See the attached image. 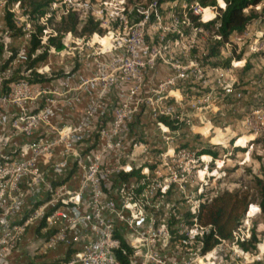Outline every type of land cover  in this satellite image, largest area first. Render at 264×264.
<instances>
[{
	"label": "built area",
	"instance_id": "obj_1",
	"mask_svg": "<svg viewBox=\"0 0 264 264\" xmlns=\"http://www.w3.org/2000/svg\"><path fill=\"white\" fill-rule=\"evenodd\" d=\"M144 2L52 0L33 13L0 0V264H264V236L250 245L255 204L223 239L199 221L195 196L210 162L219 167L203 150L227 146L223 127L247 155L261 149L264 165V93L248 100L242 60L190 58L202 31L192 16L218 12L205 20L200 0ZM74 13L102 32L62 30ZM209 114L240 117L241 132Z\"/></svg>",
	"mask_w": 264,
	"mask_h": 264
},
{
	"label": "rangeland",
	"instance_id": "obj_2",
	"mask_svg": "<svg viewBox=\"0 0 264 264\" xmlns=\"http://www.w3.org/2000/svg\"><path fill=\"white\" fill-rule=\"evenodd\" d=\"M136 1H142L143 5L147 4V2H144V0ZM25 3L30 8H32L29 0H26ZM216 8L217 10L214 11L218 12L219 14L221 12L220 9H222L219 0L217 1ZM250 8H247L245 11L248 13ZM253 9H255V11H257L258 13H262V16L253 24L249 25L244 32L234 34L230 38L228 49L226 48L223 54L218 57L205 59L206 55H208L210 52L211 46H213L218 39L217 28L215 27V25L202 27V31H200L197 37H195L197 46L190 52V58L196 57L201 62H203V64L207 63L209 66H212L214 64L219 65L228 58H231V63L232 61L239 60H242L245 64L247 62H251L252 66L249 70H244V67L241 71H237L239 81L242 85H244V91L246 96L248 97V100H253L252 96H254V99H257L258 94L264 93V51L254 52L251 49V45H253V43H256L257 40L261 42L264 41V1L262 2L261 8L254 6ZM214 16L215 13L211 17ZM190 32L191 31H189L188 33L191 34ZM61 71H63V68L60 69V73ZM161 73L167 74V69L165 71L162 68ZM262 102L264 103V97L263 100H261V103ZM207 117L212 120V124H215V122H217V126H220L219 124L221 123L218 122H222L223 126L225 127H229V124H232L233 131L237 130L239 133L241 132V122L238 120L240 118L238 116L234 117L232 115H227L225 117L221 116V118H219L217 116H214V114H209L207 115ZM236 124H238V126ZM200 130L207 135L209 134V126L201 128ZM217 132L218 134L217 136L213 137V141H218L219 137L221 136V131L218 130ZM223 132L225 134V137L229 141L227 146L220 145L215 147L212 145V149L218 151L219 153V167H217L216 165V160L210 162L209 170L211 172L215 171V174L214 176H211V178L207 177V183L204 190L201 192V194H198V192H196L195 196L199 198L200 195H203L201 199L204 200L206 198V195L213 194L221 189L230 188L233 191L248 192L252 203L257 205L259 201V195L256 185V177H261L264 181V165L261 160V154H259L262 151H258L261 149L257 150V148H255L251 150V153L249 155H247L243 149H239L238 147L233 146V141L231 142L229 140L231 137H233L230 131L225 130L223 127ZM245 139L246 137L241 138L238 141V145H244L246 141ZM209 140L210 138H204V142L207 141V143H209ZM207 159H209V157H207ZM193 185L196 189L195 185H197V183ZM255 205L251 207V209L254 208L252 211L250 209L251 214H249V216L251 217H249L250 220L248 227L249 229L251 228V232L252 229L255 228L256 232L260 235L261 238H263L264 212L257 211L255 213ZM177 208H179V205L176 206V209ZM246 216L247 215H245V217ZM35 258L41 259L38 255H35Z\"/></svg>",
	"mask_w": 264,
	"mask_h": 264
},
{
	"label": "trees",
	"instance_id": "obj_3",
	"mask_svg": "<svg viewBox=\"0 0 264 264\" xmlns=\"http://www.w3.org/2000/svg\"><path fill=\"white\" fill-rule=\"evenodd\" d=\"M10 2L17 0H9ZM25 3L26 0H21ZM52 0H29L33 13L44 12L46 7ZM218 0H200V3L206 7L204 11V19H211L214 10L207 6H217ZM225 1V2H224ZM220 0V5L226 3V8L224 10L220 9V13L214 20L208 22L199 21V16H192V19L196 26L209 27L215 25L217 28L218 35L221 36L220 39L216 40V43L211 46L210 52L206 55L205 59L211 57H218L222 54V50L230 40V38L236 33L244 32L249 25L253 24L258 20L262 13L255 11L254 6L263 0ZM26 4V3H25ZM251 7V8H250ZM249 9L247 13L245 10ZM7 22L10 26L13 23L10 17H7ZM219 24V27H217ZM62 30H73L78 34L93 33L95 30H100L98 25L92 20L81 24L79 15L74 13L68 20H63L61 23ZM39 42L37 40L33 41L34 50L38 46ZM62 44L58 43V47L62 48ZM45 55V54H44ZM44 55L40 56L38 59L43 58ZM36 62V60H34ZM206 62V61H205ZM33 63V62H32ZM30 63V65H32ZM208 65L207 63H204ZM231 64V58L225 59V61L219 65L227 66ZM214 64L212 66H217ZM252 66L251 62H247L244 70H249ZM247 139V138H246ZM245 139V140H246ZM242 149L241 147H238ZM206 153L212 154L215 158L219 157L218 151H214L212 148L207 147L203 150ZM256 185L258 189L259 201L258 204L261 207L262 212H264V181L261 177H256ZM252 203L250 195L248 192L233 191L230 188H225L216 191L213 194L206 195L204 202L201 205V209L198 213V219L201 223L205 225H212L215 232L219 237L223 239H230L233 235L234 230L242 224V221L246 215L249 205ZM214 231L207 236V248L218 241V239L213 238ZM261 239L260 235L256 232V229H252L250 245L255 246L257 242ZM24 264H37L32 261ZM41 264H50L49 262H43Z\"/></svg>",
	"mask_w": 264,
	"mask_h": 264
},
{
	"label": "bare ground",
	"instance_id": "obj_4",
	"mask_svg": "<svg viewBox=\"0 0 264 264\" xmlns=\"http://www.w3.org/2000/svg\"><path fill=\"white\" fill-rule=\"evenodd\" d=\"M205 11V10H204ZM96 39H97V37H96ZM254 209V208H253ZM253 209H251V211L253 210ZM251 211H250V213L249 214H251Z\"/></svg>",
	"mask_w": 264,
	"mask_h": 264
},
{
	"label": "crops",
	"instance_id": "obj_5",
	"mask_svg": "<svg viewBox=\"0 0 264 264\" xmlns=\"http://www.w3.org/2000/svg\"><path fill=\"white\" fill-rule=\"evenodd\" d=\"M163 69H165V68L163 67ZM51 255H52V253H51Z\"/></svg>",
	"mask_w": 264,
	"mask_h": 264
}]
</instances>
